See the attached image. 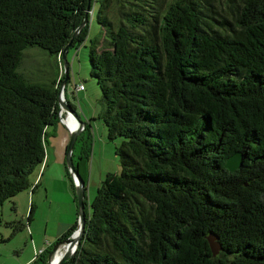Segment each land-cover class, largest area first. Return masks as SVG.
Masks as SVG:
<instances>
[{"label":"trees","instance_id":"trees-1","mask_svg":"<svg viewBox=\"0 0 264 264\" xmlns=\"http://www.w3.org/2000/svg\"><path fill=\"white\" fill-rule=\"evenodd\" d=\"M225 2L234 4L232 32L208 0H100L104 37L101 48L92 39L90 73L101 89L97 117L108 138L122 137L120 171L106 173L88 204L90 147L77 158L73 150L86 220L61 264H264V0ZM87 3L0 0V204L37 185L29 175L44 160L47 126L59 120L58 55ZM87 34L88 23L70 46ZM32 45L55 57L46 84L17 69ZM237 150L242 165L229 170ZM32 213L31 204L28 221ZM210 233L221 243L216 254ZM51 247L30 264H47Z\"/></svg>","mask_w":264,"mask_h":264},{"label":"rangeland","instance_id":"rangeland-1","mask_svg":"<svg viewBox=\"0 0 264 264\" xmlns=\"http://www.w3.org/2000/svg\"><path fill=\"white\" fill-rule=\"evenodd\" d=\"M208 1L212 3L211 14L223 22L221 28L232 32L234 25L231 21V7L234 4L231 2L227 4L225 0ZM99 3L100 0H93L89 9L87 36L78 47L70 46L67 51L69 79L64 87L65 99L73 105L80 119L91 125L78 133L79 138L73 147L75 158L84 147H90L86 178L88 204L95 196L97 187L106 173L120 171V161L115 153V147L122 141L120 136L108 138L103 120L97 117L102 107L101 89L97 79L90 73L89 50L93 38L99 40L101 48V40L104 37L103 27L97 20ZM107 14L113 22L117 21L118 12L115 7H111ZM17 69L29 81L46 84L57 72L58 67L54 55L40 46L32 45L22 50V58ZM79 83H82L85 89H75ZM68 140L69 130L59 117V120L47 126L44 160L36 165L29 175V180L33 185L37 184L36 187L33 190V187L24 188L0 204V255L5 259L4 264H21L29 252H34L35 248L43 245L39 244V241L44 242L46 234L53 241L51 244L53 245L59 236L56 237L59 221L70 219L76 213L75 194L65 162ZM56 152H60V161L54 156ZM46 161L50 162L45 168ZM69 198L71 202H68ZM31 204L32 219L28 221L27 215ZM36 254L37 251L34 255Z\"/></svg>","mask_w":264,"mask_h":264},{"label":"water","instance_id":"water-1","mask_svg":"<svg viewBox=\"0 0 264 264\" xmlns=\"http://www.w3.org/2000/svg\"><path fill=\"white\" fill-rule=\"evenodd\" d=\"M89 9H90V4L88 0L82 21L75 27L68 42L61 49V59H62L64 77L58 84V95H57V101H58L59 107H63L65 108V110L70 111L74 115L76 120L78 121L77 125H75L73 128L69 130V140H68L66 150H65V162L70 172V175L73 178L74 187H75L76 203H77V225L75 229L68 236L62 239H58L54 242V244L52 245L51 249L48 252L47 264H61V262L64 259H66L67 257H69L70 255L74 253L83 235L85 220H86L85 203H84L85 181L83 177L81 176V174L79 173V170L76 168L73 162V156H72L73 147L76 142L77 135L84 128L85 122L80 119L79 114L67 101L64 100L62 95L64 92L65 83L68 78L69 62L67 60L66 54L70 47L71 41L74 39V37L77 36V34L81 31L83 26L86 23H88ZM242 162H243V153L242 151L237 150L227 157L225 161V166L229 170H234L240 167L242 165ZM208 241H209L212 253L216 254L221 247V243L216 239V235L213 233H210L208 235ZM61 248H62L61 254L55 260V262L52 263V260H51L52 254L57 249H61Z\"/></svg>","mask_w":264,"mask_h":264},{"label":"crops","instance_id":"crops-1","mask_svg":"<svg viewBox=\"0 0 264 264\" xmlns=\"http://www.w3.org/2000/svg\"><path fill=\"white\" fill-rule=\"evenodd\" d=\"M76 89V88H75ZM83 89H85V87L83 88ZM83 89H81V90H83ZM66 138V137H65ZM64 138V139H65ZM47 153H48V158H49V155H50V148L48 147L47 148ZM55 156V158L57 159V160H59L60 161V152H56V154L54 155ZM50 161H51V159H50ZM49 161V162H50ZM49 162H45L46 163V165H45V168H46V166H47V164L49 163ZM45 168H44V170H45ZM44 172V171H43ZM71 185H72V187H73V192H74V194H75V187H74V181L73 180H71ZM36 187V186H35ZM34 187V188H35ZM70 192H68V197H69V194ZM49 196H48V193H47V198H48ZM74 200L76 201V197H74ZM72 200H71V198H69L68 199V202H71ZM75 214H76V216H75ZM75 214H73L72 215V217L70 218V219H67V220H62V221H59V225H58V233H57V235H56V237L58 236V235H60L63 231H65L74 221H76L77 220V203H76V213ZM75 218H76V220H75ZM48 224V223H47ZM47 224H46V226H47ZM45 243L46 244H44V242H42L41 240L39 241V244H43V245H41V246H39L38 247V249H34V252L36 253V251H38V250H40V249H45L46 247H48L49 245H51L52 244V240L50 239V237L46 234L45 235ZM33 239V238H32ZM46 245V246H45ZM15 251H17L16 249H14ZM34 252H29L28 253V255L27 256H25L24 257V260L22 261V263L21 264H28V261H30L35 255V253ZM4 261H5V259L4 258H2L1 257V255H0V264H4ZM16 264V263H15Z\"/></svg>","mask_w":264,"mask_h":264},{"label":"built area","instance_id":"built-area-1","mask_svg":"<svg viewBox=\"0 0 264 264\" xmlns=\"http://www.w3.org/2000/svg\"><path fill=\"white\" fill-rule=\"evenodd\" d=\"M59 58H61V51L59 52V55H58ZM76 89H83L84 88V85L82 83H79V85L77 87H75ZM64 100L67 101V99H65L64 97ZM68 102V101H67ZM58 115L60 117V119L65 123V125L67 126L68 130H70L72 127H71V123H78V121L76 120V118L74 117V115L68 111V110H65V108L63 107H60L59 108V111H58ZM43 249H40L37 251V253L41 252Z\"/></svg>","mask_w":264,"mask_h":264},{"label":"bare ground","instance_id":"bare-ground-1","mask_svg":"<svg viewBox=\"0 0 264 264\" xmlns=\"http://www.w3.org/2000/svg\"><path fill=\"white\" fill-rule=\"evenodd\" d=\"M63 98L65 97V94H64V92H63ZM76 125V123L74 122V123H71V127L73 128L74 126ZM62 249V248H61ZM61 249H57L53 254H52V256H51V260H52V263L53 262H55V260L59 257V255L61 254V252H62V250ZM59 250H61L60 251V253L56 256V254H57V252L59 251Z\"/></svg>","mask_w":264,"mask_h":264}]
</instances>
